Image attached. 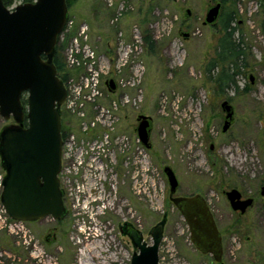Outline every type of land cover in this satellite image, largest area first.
<instances>
[{"label": "rangeland", "instance_id": "rangeland-1", "mask_svg": "<svg viewBox=\"0 0 264 264\" xmlns=\"http://www.w3.org/2000/svg\"><path fill=\"white\" fill-rule=\"evenodd\" d=\"M113 1L115 10L121 4L125 7L116 24H111L114 10L104 0H77L69 8L75 23L62 40H67L63 54L67 59L66 50L83 21L90 25L93 47L106 59L116 56L122 40L135 43L136 34L142 39L137 55H133L136 57L124 70L126 86H118L105 103L111 105L116 100L121 105L113 111L116 122L110 120L114 134L119 127H135L139 115L151 118L150 146L144 162L147 176H141V169L134 173V197L127 203L133 210L137 207L139 218L143 213L149 243L150 229L167 216L159 264H220L212 255L198 251L191 241L187 222L170 201L165 165L172 166L179 179L175 195L200 193L207 199L223 236L222 264H264V11L258 0H238L237 36L242 34L248 57L245 64L240 62L238 68L230 70L234 82L224 85L223 91L217 81L223 66L208 69L220 31L216 25L204 24L208 9L217 0ZM20 3L15 0L12 6ZM187 10L191 11L188 16ZM184 32L189 36L184 37ZM148 33L156 41L153 52L144 41ZM67 71L71 77L79 74L75 69ZM110 78H102L105 93L104 81ZM225 100L234 107V121L226 132ZM13 123V118L5 120L0 115V132ZM99 168L96 160L94 196L104 190ZM0 175H6L1 157ZM234 187L255 198L254 205L243 214L234 211L227 199L226 192ZM121 194L118 192L117 197ZM83 205H75L76 220L60 225L62 244L32 253L23 241L29 224L23 228L11 222L0 208V264H130L129 254L114 242L83 246L81 228L90 223ZM113 211L115 207L107 211L104 220L113 217L117 212Z\"/></svg>", "mask_w": 264, "mask_h": 264}, {"label": "water", "instance_id": "water-1", "mask_svg": "<svg viewBox=\"0 0 264 264\" xmlns=\"http://www.w3.org/2000/svg\"><path fill=\"white\" fill-rule=\"evenodd\" d=\"M222 3L211 6L206 25L217 23ZM187 16L191 11H186ZM69 20L66 0H35L10 9L0 0V115L15 124L0 132L1 166L6 171L1 201L14 220L34 221L47 216L63 219L66 207L62 199L59 174L62 163V109L67 90L54 63L58 37ZM184 37L189 33L184 32ZM115 90L114 79L107 82ZM27 93V106L22 97ZM226 112L223 131L234 121V107L223 101ZM27 119V126H25ZM137 127L142 142L150 146L152 121L140 115ZM170 187V198L187 221L194 244L203 253H212L222 262V236L214 216L201 194L174 196L179 179L170 165L163 167ZM264 196V186L262 187ZM235 211L242 214L253 205V198L242 199L237 188L226 192ZM166 216L150 229L152 243L137 230L131 237L137 248L130 264H159Z\"/></svg>", "mask_w": 264, "mask_h": 264}, {"label": "flooded vegetation", "instance_id": "flooded-vegetation-1", "mask_svg": "<svg viewBox=\"0 0 264 264\" xmlns=\"http://www.w3.org/2000/svg\"><path fill=\"white\" fill-rule=\"evenodd\" d=\"M104 2L109 9L114 10H112L113 13L110 22L111 24H116V21L122 19V16L125 14V12L120 13L121 17L119 16L120 19H117V9L115 10L114 8L109 6L106 0H104ZM68 21H72L73 25L75 23V21L70 17ZM84 25L88 26L90 35L91 29L90 25L87 22H80L78 24V27L81 28ZM66 35L68 36V34ZM60 39L62 41L65 38L60 35ZM65 66L66 68L73 69L72 67H69L70 65H68L67 59H65ZM69 79L66 81L65 85H67ZM108 80L109 79L104 81V85L107 88V93H105L107 97L110 95V93H115L118 87L117 81L116 79H114L117 87L113 91L109 90V87L107 85ZM103 104L108 105L105 103V101H103ZM119 107H121V105ZM61 109L63 144L62 163L59 180L60 189L62 191V199L67 210L66 216L63 219H55L52 216H47L34 221H19L14 219H10V221L20 224L23 228L27 226V224H29V227L24 235L26 236V238L23 239L24 242H27L25 248L29 253L36 251L38 248H49L53 246L57 248L59 244H62L64 242L61 238L64 231H62L60 225L64 226V224H69L71 221L76 220L75 205L77 203L84 204L83 206L85 208L86 216L90 223L86 222V224H84V226H82L81 228L82 231L80 238H82L83 246L85 245V243L92 244L96 241H99L100 243L102 242V244L106 243L107 245H111L112 242H114V246L124 248V250L129 254L131 263L132 256L137 251V248L130 234L131 231L134 229L137 230L142 236V239L147 241V230L143 229L142 225V220L144 218L143 213L140 214L139 218L137 207L133 210L129 202L127 203V201H129L128 199L132 200L134 197L132 190L135 186V179H137L136 174L134 175V173H137L138 170L141 169V176L143 174L147 176L148 170L147 163L146 165H144V162L146 161L145 156L147 155L149 146L147 143L141 141L137 132V127L140 123L138 118L140 115L137 118L138 121L135 127H119L118 132L114 134L112 130L115 127L113 126V124H110V121L109 125L107 122H105V124H99L93 127L88 126L86 129H84V127L82 126L83 120L72 114L65 107H61ZM112 115L114 116V118L112 117L111 120L113 122H116V114H114L113 112ZM75 117H77L80 121ZM211 148L213 149L214 146L212 145ZM96 160H98V163L101 166V168H99V171L103 174L102 186L104 190L100 193V195L94 196V194H92V191L94 189L93 172ZM143 167H145V171H143ZM88 191L89 193H87ZM118 192L120 194L122 193L119 197H117ZM240 192L242 194V199L253 198L255 201V198L252 195H246L242 191ZM175 194L174 196H193ZM0 202L2 203L1 194ZM206 202L212 212L207 199ZM112 207H115V211L117 212L113 211L115 212L114 216L108 218L107 220H104L106 219L105 214L108 210L110 213ZM119 209L121 210V213H118ZM179 212L182 214L180 210ZM236 212L240 213V211ZM212 214L214 216L213 212ZM1 216L2 215L0 214V218H2ZM110 220L115 221V223L113 221V228L111 227ZM139 220L142 223H138ZM100 223H102L101 226ZM98 226L99 228H101L100 231H98ZM89 231H94L97 234L94 237H85V233ZM220 233L222 236L221 231ZM194 246L198 251L203 253L197 248L195 244ZM222 246L224 253L223 236ZM203 254H210L215 260V257L212 253ZM219 263L222 264V262Z\"/></svg>", "mask_w": 264, "mask_h": 264}, {"label": "built area", "instance_id": "built-area-1", "mask_svg": "<svg viewBox=\"0 0 264 264\" xmlns=\"http://www.w3.org/2000/svg\"><path fill=\"white\" fill-rule=\"evenodd\" d=\"M108 1L109 6H114L113 0ZM15 6H12L13 9ZM125 7L121 4L117 9V19H120ZM120 16V17H119ZM116 19V20H117ZM73 28V22L68 21L64 32L61 36L64 38ZM142 39L136 34L135 43H129L122 40L119 43L118 51L113 59H106L100 56L93 47L87 25L79 28L76 36L72 38L71 46L66 50L67 62L69 67L79 71L75 77H71L65 85L67 97L62 107H65L75 116L79 117L82 126L86 129L88 126L109 123L112 113L118 109L120 104L114 100L111 105H104L106 94L102 89V78L112 77L116 79L118 86H126L127 80L124 70L138 53L141 47ZM135 45V46H134ZM134 46V47H133ZM70 52V53H69ZM134 53H136L135 56ZM130 83V81H128ZM4 176L0 175V194L3 187ZM2 213H6L3 204L0 202ZM93 231L86 232V236H95Z\"/></svg>", "mask_w": 264, "mask_h": 264}, {"label": "trees", "instance_id": "trees-1", "mask_svg": "<svg viewBox=\"0 0 264 264\" xmlns=\"http://www.w3.org/2000/svg\"><path fill=\"white\" fill-rule=\"evenodd\" d=\"M22 3L33 2L35 0H19ZM68 7L70 8L77 0H66ZM4 5L11 7L15 0H3ZM222 3L219 19L216 25L219 28L220 36L217 40V48L215 56L212 57L208 69L216 68L218 64L223 66L220 71L217 81L220 83L221 90L223 91L224 85H229L234 82V72L231 69L238 68L240 62H244L247 59L248 54L245 47L242 34L238 35V27L236 26L237 18L240 15L238 7V0H217ZM261 9L264 11V0H258ZM65 30V29H64ZM64 32V31H63ZM144 41L149 47L150 52L155 50L156 41L151 33L145 34ZM65 42V43H64ZM66 41H61L60 36L58 37L57 51L54 58V63L58 70L60 79L66 84V81L71 77L67 71L64 59V49ZM110 52V50H109ZM113 59V57H111ZM228 65V67L224 66ZM27 93H24L22 97V103L24 107L27 106ZM25 126H27V119H25ZM5 177V176H4Z\"/></svg>", "mask_w": 264, "mask_h": 264}, {"label": "bare ground", "instance_id": "bare-ground-1", "mask_svg": "<svg viewBox=\"0 0 264 264\" xmlns=\"http://www.w3.org/2000/svg\"><path fill=\"white\" fill-rule=\"evenodd\" d=\"M94 232V231H93Z\"/></svg>", "mask_w": 264, "mask_h": 264}]
</instances>
